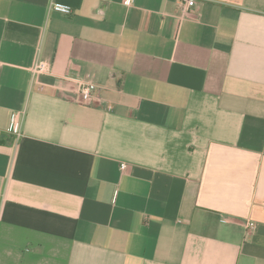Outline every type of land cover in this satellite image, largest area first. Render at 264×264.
<instances>
[{"label":"crops","instance_id":"crops-1","mask_svg":"<svg viewBox=\"0 0 264 264\" xmlns=\"http://www.w3.org/2000/svg\"><path fill=\"white\" fill-rule=\"evenodd\" d=\"M0 264H264V0H0Z\"/></svg>","mask_w":264,"mask_h":264},{"label":"built area","instance_id":"built-area-1","mask_svg":"<svg viewBox=\"0 0 264 264\" xmlns=\"http://www.w3.org/2000/svg\"><path fill=\"white\" fill-rule=\"evenodd\" d=\"M134 1L135 0H122V5L126 7H130L134 4ZM178 1H179V4L182 7H184L186 10H190L196 5V0H178ZM48 10L50 12H55L63 16H70L72 13V9L70 6L62 4V3H58V2L50 3V5L48 6ZM31 73H32V77L34 79H37V77L41 74L50 73V66L48 63L44 61L36 60L34 64L32 65ZM95 90H96V86L94 83L90 81L80 82L78 85V95H79L80 101L82 103H87L92 98V95L94 94ZM11 132L17 136H19L20 134V127H19L17 116H15L12 119ZM125 168H126V165L122 164L121 170L124 171ZM253 228H254L253 222L248 221L245 224V229L247 231H251Z\"/></svg>","mask_w":264,"mask_h":264}]
</instances>
